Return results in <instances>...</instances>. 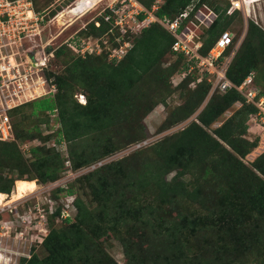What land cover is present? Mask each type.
<instances>
[{
	"label": "trees",
	"instance_id": "1",
	"mask_svg": "<svg viewBox=\"0 0 264 264\" xmlns=\"http://www.w3.org/2000/svg\"><path fill=\"white\" fill-rule=\"evenodd\" d=\"M140 1L145 6L151 7L156 0ZM192 1L164 0L158 10V15H168L174 18ZM206 1L219 13V16L208 28L205 38L202 40L200 48L202 55H207L217 38L228 26L229 22L226 20L230 16L227 14L231 15L236 10L232 5H223L225 0H202V3ZM254 21H249L247 35L228 65L227 75L235 85H240L251 72H255L254 86L260 90V94L264 95V84L259 83L258 77V66L264 57V28L260 26L259 22ZM108 26L104 22L98 28L91 22L82 30V36L103 34ZM174 40L175 38L162 26L153 24L135 38L133 48L121 61L116 63L108 62L105 55L101 53L100 55H87L86 58L78 57L75 55V46L71 42L58 47L55 50L56 65H62L67 48L76 56V60L71 64L70 76L63 75L62 71L55 74L57 90L54 96L41 99L45 101L43 104L45 121H50L52 112L57 110V120L61 126L56 140L60 142L64 138L69 146V143L76 142L93 131L109 130L114 124H119L120 120L127 118L129 114L122 111L120 100L129 103L126 96L129 93L132 95L133 92L143 95L144 85L148 78L154 80L156 86L160 83L161 76L157 75L158 68L162 66L163 58L169 54L173 56L172 44ZM93 59H104L107 63H99L95 66ZM187 68L185 57L179 55L167 68L168 79L173 82L172 77L175 74L182 75ZM77 75H82L83 81L77 87L87 90L90 95L84 105L74 99L73 91L76 86L69 79V77ZM200 75V72L194 69L191 73L183 76L177 84H174L175 89L187 88V91H190L189 100L176 107L182 108L180 120L189 118L210 93L211 84L206 77L196 82L195 85L192 84L199 79ZM150 97L151 102L153 94ZM239 101H242V106L230 118L213 130L209 129L223 113ZM32 102L25 103L11 112L16 140H0V151L3 153L5 161L9 163L1 164L0 162L2 167L17 168L19 160L22 159V156L24 157L23 151H20L16 145L17 141L23 143L38 134L37 128L34 134L29 130L25 131V128L20 126L21 118L18 119L23 106ZM150 102L137 108H146L147 115L152 108ZM34 112L35 110H33ZM256 113V106L247 103L236 88H230L227 91L218 89L211 95L206 106L191 123L178 133L164 138L154 145L157 150L155 158L146 159L140 170L128 173L126 180L112 185L116 186L117 196L108 191L107 187L111 184L107 181L100 183L98 189H101V193H107L106 199L108 200L111 193L115 198L123 201L125 199L122 195V192L125 191L123 189L134 187V192L136 189L140 192L142 190L144 193L151 191L159 202L171 206L178 207L185 200L199 203L207 209H210L209 205L211 204L216 213H238V218L242 214L240 211L245 210L246 207L264 212V151L253 160L251 166L243 160L252 151V148L257 146V139L251 140L246 137L247 132L255 133L254 129L258 127L252 121ZM237 117H239L238 120H236ZM39 131L41 134L40 128ZM61 133L62 135H60ZM42 134L37 137H41L39 139L45 142L52 137ZM144 136L145 132L141 129L139 136L132 139L131 142L138 141ZM41 147L47 146L44 144V146L32 148V157H38L39 160L34 163L35 168L41 172L42 182L55 180L57 179L56 172L61 170L64 160L55 147H48L55 151V161H51L48 155L40 156ZM96 151V153L99 152V150ZM4 157L2 161H4ZM41 166L44 171H41ZM107 167L110 166L94 170L90 173V177L99 176ZM18 168H20V174L26 170L19 166ZM170 173H174V175L168 180L167 175ZM18 178L24 177L20 175L16 179L0 180L2 181V183L0 182V191L10 193L15 184L17 191L20 192L37 184L33 181L25 186ZM38 178L40 179V176L26 179L38 180ZM210 187L215 189L216 193H210L212 191ZM121 190L123 191L119 192ZM67 192L74 193L72 189ZM75 205L78 211L75 221L67 222L73 226L60 229L51 228L50 232L46 234L43 245L48 251V255L42 259L33 255L24 264H77L87 263L94 258L93 245L87 239L84 228L92 224L90 223V211L80 198H75ZM154 211V208L147 210L146 215L139 221L145 230L152 229L158 237L149 244L151 248L131 249L127 240L120 237L129 260L127 264H147L150 256L152 264H182L177 260L181 259L180 252L182 250L180 248L185 244V241L189 240V236L199 237L203 230L207 231V227L212 229L211 226L202 224L197 218L188 214H182L176 219L162 218L160 221H153ZM60 212L61 206L49 216V223L53 224ZM111 220L110 229L114 231L115 227L120 225L117 220ZM235 223L237 224V221ZM213 233L215 234V231ZM218 240L219 235L210 236L211 242L207 243V249L209 252L211 251L210 255L204 259H197L195 264H223L216 250L220 248ZM143 252L147 255H143ZM249 254L241 256L235 264H264V259L259 260L256 256ZM147 257L148 261H146ZM243 258L244 260H242Z\"/></svg>",
	"mask_w": 264,
	"mask_h": 264
},
{
	"label": "rangeland",
	"instance_id": "2",
	"mask_svg": "<svg viewBox=\"0 0 264 264\" xmlns=\"http://www.w3.org/2000/svg\"><path fill=\"white\" fill-rule=\"evenodd\" d=\"M72 1L34 0L35 8L45 15L46 21H49L52 17H57L65 12L67 8L74 9L76 4L70 6ZM225 1L223 5H232L231 1L233 0ZM248 1L251 9L250 13L247 14L245 8H242L236 9L231 15L227 14L230 17L226 20L229 24L225 30H231L235 34V44L238 45L237 48H234L236 52L247 35L250 20L259 22L260 26L264 28V0ZM192 3L196 6L201 3L198 7L204 3L208 5V1L202 3V0H193ZM106 4L107 0L100 1L81 16L73 15L70 12L71 10H67L64 13V19L45 22L42 34L43 41L51 39L52 47L57 48L62 44L65 45L64 42L70 39L78 30H81L78 32L81 36L83 26L96 18L103 11ZM73 13L76 14V11L74 10ZM207 30V27L200 29L201 40L205 38ZM38 40L41 41V38H38ZM104 57L108 62H111L107 56ZM75 58L76 56L67 48L62 65L58 63L56 71H59V73L62 71L63 75L70 76V67L76 60ZM175 58V56L169 54L162 59V66L158 68L157 72V75L161 76V81L157 86L154 80L148 78L144 85L143 95L133 92L132 95L129 93L126 96V100L130 101L129 103L120 100L122 111L129 115L124 120H120L119 124H114L109 130L93 131V133L79 138L76 142L69 143V146L63 138L64 143L57 146L56 149L60 152L64 164H62L61 170L56 172L57 179L52 181L42 182V174L34 165L35 162L39 161L38 157H32V148L44 146L45 144L47 147H41L40 156L45 154L49 156L51 161L56 159L55 151L48 149V145H52L53 139L59 136L61 124L57 120V110L52 112L50 121H45V113H43L45 101H42L43 98L52 96L38 98L36 101H31L32 103L23 106L18 118H21L20 126L24 127L25 131L29 130L33 134L37 128L38 134L23 143L17 141L18 144L16 145L24 153V157L22 156V159L19 160L17 168L2 167L1 164H7L8 162L5 161V157L0 151V180L6 178L16 179L21 175L24 178L18 179L23 185L27 186L28 183L33 181L37 184L26 189L27 192L13 205L0 206V248L8 249L5 254L3 249L1 250L4 255L2 258H5L1 262L3 259L0 256V264H24L33 255H37L41 259L47 256L48 251L43 245L45 234L49 233L51 228L60 229L73 226V224L57 219L53 224L49 223L48 217L50 214L48 217L46 216V213L50 212L49 206L51 202L55 208L65 206L74 197L80 198L81 202L90 211V223L92 224L84 228L86 237L92 242L95 253L91 261L77 264H127L129 260L120 237L127 240L131 249L150 247L149 244L158 237L152 229L145 230L139 221L141 217L146 215L147 210L153 208L155 209L153 221H160L162 218H166V220L176 219L182 214H188L197 218L202 224L212 227L211 230L208 227L207 231L203 230L199 237L189 236V240L185 241V244L180 248L182 250L180 252L181 259L177 260L182 264H195L197 259H204L207 255L209 256L211 251L209 252V249H207V243L211 242L210 236L216 237L217 235H219L218 245L220 248L216 250L223 264H235L246 253L256 256L259 260L264 259V212L246 207L245 210L240 211L242 214L238 218V213L232 214L230 212L231 215L229 213H216L211 204L209 205L210 209H207L199 203L185 200L178 207L171 206L159 202L151 191L144 193L142 190L140 192L136 189L134 192V187L123 189L125 190L124 193L123 190L119 191L122 192L123 198H125L123 201L112 195L117 194L116 186H112L114 183L126 180L128 173L140 170L146 159L155 158L157 150L154 145L164 138L178 133L191 123L211 98L212 94H208L199 108L189 118L180 120L182 108L176 107L189 100L190 91H187V88L175 89L174 84L181 80V75L175 74L172 77L173 82L168 79L169 74L167 73L169 71L167 68ZM93 60L95 66L106 62L104 59ZM258 70V77L261 80H259V83L264 84V57L258 66ZM81 77L82 75H77L69 77V79L76 86L73 91L74 99L84 105L90 95L87 90L77 87L83 83ZM152 94L153 98L150 102V95ZM146 102H150L152 107L147 115L145 113L146 108H137L138 106H144ZM240 106H242V101L232 105L209 129L213 130L222 125ZM33 110H35L34 113ZM238 119L239 117L236 118V120ZM253 124L255 123L253 122ZM39 128L41 134L43 133L42 135L48 134L52 137L46 142L39 139L41 138L37 137L41 136ZM141 129L145 132L144 138L131 142L132 139L134 140L139 136ZM254 131L255 133L247 132L246 137L251 140L257 139V146L253 147L252 151L243 159L250 166L253 160L264 151V129L258 126ZM24 143H26V150L23 148ZM96 150H99V152L96 153ZM3 157L4 161H2ZM18 166L26 168L23 174H20ZM104 166L110 167L102 171L99 176L90 177V173L96 169L100 170ZM41 171H44L42 166ZM173 175L174 173H170L167 175V179L170 180ZM39 176L40 179L38 178V180L26 179ZM186 178L188 179V177ZM105 181L111 184L107 187L108 191L112 193H110L109 200L106 199L107 193H101V189H98L99 184L105 183ZM0 182L2 183V181ZM59 188L63 190L60 191ZM69 189H72L74 193H68L67 190ZM210 190H212L210 193H216L215 189L213 190L211 187ZM17 192L14 184L11 192L7 194L13 195ZM70 195H73V197ZM67 210L71 214H77L78 212L71 206ZM42 211H45V213ZM1 214H3L2 218ZM23 214L31 216L33 222L29 224L25 216L20 219V215ZM74 216L73 221L76 218V215ZM237 218L238 220H236ZM111 219L117 220L120 225L115 227L114 231L110 229ZM21 228H23V231L19 235L18 231ZM213 231H215V234ZM143 255L147 254L143 252ZM146 261H148V257ZM152 263V257L150 256L147 264Z\"/></svg>",
	"mask_w": 264,
	"mask_h": 264
},
{
	"label": "built area",
	"instance_id": "3",
	"mask_svg": "<svg viewBox=\"0 0 264 264\" xmlns=\"http://www.w3.org/2000/svg\"><path fill=\"white\" fill-rule=\"evenodd\" d=\"M100 1L103 0H73L70 6L82 4L77 14L81 16ZM163 3L164 0H156L151 7H147L140 0H107L103 11L83 26L86 28L89 23L93 22L99 28L105 22L109 25L107 30L100 35L88 36H79L78 32L81 30H78L64 43H73L75 55L78 57L86 58L87 55H100L101 53L107 56L109 61L116 63L121 61L133 48L135 38L144 29L158 24L175 38L172 44L173 56L183 55L185 57L188 68L181 77L197 69L201 75L192 84L195 85L196 82L206 77L211 84L209 94H213L218 89L227 91L230 88H236L247 103L256 106L257 113L252 121L264 129V95L260 94V90L254 86L255 72H251L240 85H235L227 75L228 65L236 54L234 48L238 47L235 44L233 31L224 30L207 55L200 53L202 40L199 31L202 27L209 28L218 18L219 13L206 3L197 7L191 2L176 17L171 18L168 15H158V10ZM231 3L235 9L245 8L247 14L251 11L248 0H233ZM55 19L56 17H52L46 21L45 15L36 10L34 0H0L1 141L16 140L13 118L10 114L13 109L44 96H54L57 90L55 50L58 47H52L51 39L48 41L42 39L45 22H54ZM38 38H41V41ZM56 139H53L52 145L47 144L48 147L56 148L65 141L63 138L60 142ZM25 144L23 148L26 150ZM70 196L73 197V195ZM65 206H71L77 211L75 197L70 199L69 204ZM65 206H61V212L56 219L66 222L73 221L74 215L77 214L69 213L68 207ZM57 208L51 202L50 212L46 213V216L54 214ZM42 212L45 213V211ZM2 216L3 214L1 218ZM23 216L27 218L29 224L33 222V218L26 214L20 215V219H23ZM22 229L18 231L19 235ZM2 249L4 254L8 252L7 248ZM2 249L0 248V254H3Z\"/></svg>",
	"mask_w": 264,
	"mask_h": 264
},
{
	"label": "bare ground",
	"instance_id": "4",
	"mask_svg": "<svg viewBox=\"0 0 264 264\" xmlns=\"http://www.w3.org/2000/svg\"><path fill=\"white\" fill-rule=\"evenodd\" d=\"M91 1H93V0H91ZM81 5L82 4L79 3V4L75 5L74 9H72V8L71 9L70 8L65 9V12L59 14L55 20L57 21V20H61L62 18L64 19V13H66L67 10H71L70 12L73 15H77L79 13V9H81ZM74 10L76 11V14L73 13ZM81 98H83V97H81ZM26 192H27V190H24V191L17 192L13 195H11V194L9 195L5 192L0 191V206H4V205H8V204L13 205V203L16 202L20 197H22L24 195V193H26ZM0 256H1V259H3V260H1V262L4 261L5 257L2 258V256H4V255L0 254Z\"/></svg>",
	"mask_w": 264,
	"mask_h": 264
}]
</instances>
